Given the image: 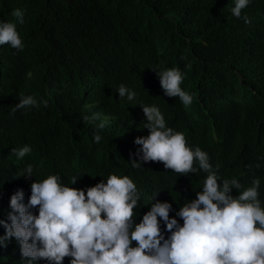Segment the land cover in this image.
<instances>
[{
    "label": "trees",
    "instance_id": "obj_1",
    "mask_svg": "<svg viewBox=\"0 0 264 264\" xmlns=\"http://www.w3.org/2000/svg\"><path fill=\"white\" fill-rule=\"evenodd\" d=\"M233 6L234 0H0V20H14L19 8L25 21L17 24L23 51L0 46V219L7 220L18 189L27 202L35 179L59 174L64 184L86 190L113 173L128 175L142 194L136 223L157 192L176 217L207 174L179 176L156 162L132 166L139 159L135 139L149 134L140 105L153 104L168 127L221 165L222 178L244 187L259 178L264 206V0H250L242 11L250 24L231 14ZM171 67L181 69V87L193 95L187 108L164 95L152 69ZM121 84L136 93L133 101L119 97ZM21 93L39 106L12 114ZM93 112L108 118L99 143L95 125L83 121ZM24 145L32 152L22 160L10 155ZM29 163L33 176H21ZM161 227L167 238L163 221ZM0 264H27L14 237L0 246Z\"/></svg>",
    "mask_w": 264,
    "mask_h": 264
},
{
    "label": "clouds",
    "instance_id": "obj_2",
    "mask_svg": "<svg viewBox=\"0 0 264 264\" xmlns=\"http://www.w3.org/2000/svg\"><path fill=\"white\" fill-rule=\"evenodd\" d=\"M249 3L234 0L231 8V14L245 24L251 23L247 15L242 16ZM11 16L15 19L0 20V46L23 51L17 24H24V11L16 8ZM152 69L164 95L178 97L185 108L191 106L193 95L181 87L184 73L179 67ZM117 92L128 101L136 96L123 84ZM43 103L47 107L48 102ZM38 106L34 96L21 93L11 111L14 114ZM140 106L147 121L143 127L149 134L135 139L140 146L135 153L139 159H132V166L140 168L145 162H156L179 176L198 175L200 171L207 174L196 198L187 200L176 212L183 224L170 217L172 204L159 201V192L152 194L150 210L136 223L134 209L139 207L142 194L128 175L110 174L106 182L101 180L85 190L68 186L59 174H53L31 183L27 202L23 189L11 196L7 220L0 219L5 229L0 246L6 247L14 237L27 264L40 260L64 264L66 257L71 258L70 264H264L260 179L254 177L251 186L244 187L236 178H222L218 174L221 165L213 166L206 151L190 146L184 133L168 127L158 106ZM83 121L95 125L94 142L99 143L108 118L93 112L84 115ZM31 152V146L24 145L13 148L10 155L22 160ZM33 171L29 163L21 176L30 178ZM77 180L72 177L70 184L75 185ZM233 189L239 190L238 196L231 194ZM161 221L170 233L167 238Z\"/></svg>",
    "mask_w": 264,
    "mask_h": 264
}]
</instances>
